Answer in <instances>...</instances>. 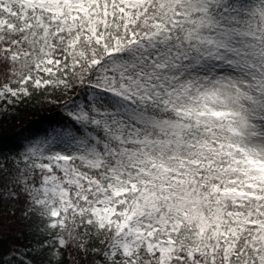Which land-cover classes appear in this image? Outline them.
I'll list each match as a JSON object with an SVG mask.
<instances>
[{
  "label": "snow or ice",
  "instance_id": "obj_1",
  "mask_svg": "<svg viewBox=\"0 0 264 264\" xmlns=\"http://www.w3.org/2000/svg\"><path fill=\"white\" fill-rule=\"evenodd\" d=\"M0 134V264H264V0H0Z\"/></svg>",
  "mask_w": 264,
  "mask_h": 264
},
{
  "label": "trees",
  "instance_id": "obj_2",
  "mask_svg": "<svg viewBox=\"0 0 264 264\" xmlns=\"http://www.w3.org/2000/svg\"><path fill=\"white\" fill-rule=\"evenodd\" d=\"M44 115H47V113L34 114L32 111H24L21 113L18 120H34V119H39ZM14 126L15 123H10V127H14ZM0 140H6L7 143H9L8 138L4 137L2 134H0Z\"/></svg>",
  "mask_w": 264,
  "mask_h": 264
},
{
  "label": "rangeland",
  "instance_id": "obj_3",
  "mask_svg": "<svg viewBox=\"0 0 264 264\" xmlns=\"http://www.w3.org/2000/svg\"><path fill=\"white\" fill-rule=\"evenodd\" d=\"M0 144H7V142L6 141H0Z\"/></svg>",
  "mask_w": 264,
  "mask_h": 264
}]
</instances>
